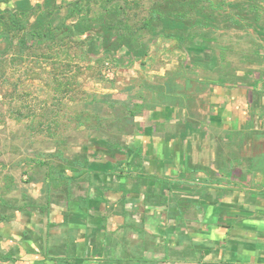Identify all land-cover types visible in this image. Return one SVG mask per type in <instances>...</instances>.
Segmentation results:
<instances>
[{
  "label": "crops",
  "instance_id": "1",
  "mask_svg": "<svg viewBox=\"0 0 264 264\" xmlns=\"http://www.w3.org/2000/svg\"><path fill=\"white\" fill-rule=\"evenodd\" d=\"M256 40L259 61L223 80L133 99L141 110L126 143L82 151L85 178L69 197L54 192L46 204L42 179L32 189L1 179L0 264H264V40Z\"/></svg>",
  "mask_w": 264,
  "mask_h": 264
},
{
  "label": "rangeland",
  "instance_id": "2",
  "mask_svg": "<svg viewBox=\"0 0 264 264\" xmlns=\"http://www.w3.org/2000/svg\"><path fill=\"white\" fill-rule=\"evenodd\" d=\"M17 1H0V10L14 7ZM124 1L129 3L131 21L138 22L148 15L154 0ZM261 5L264 10V2ZM64 13V9L60 11L61 15ZM244 24L247 26L244 29L219 27L210 33V37H206L207 41L217 47L218 44L230 46L231 50L235 51L236 55L230 51L227 56L232 69H243L245 61L248 60L244 58L245 56H240L239 48L251 47L250 39L253 37L262 40L261 34L258 35L259 27L254 29L256 24H247V21H244ZM186 25L182 28L175 23L167 22L163 31L147 35L148 49L144 55L141 48L135 47L131 50L124 46L117 48L108 40L104 47H99L101 51L99 55L80 58L79 63L82 67L77 74L76 83L86 91L112 93L114 98L129 102L128 106H120L123 114L127 115L129 110L134 114L141 110L139 108L141 103L134 102L133 99L151 101L153 98L150 92L153 93L155 90L148 82V76H151L156 85L168 77L177 85L176 90L184 93L186 78L199 80L203 75L218 74L216 69L203 71L192 64L188 65L191 69L184 68L185 59L200 56L201 47L205 45L202 43H198V46L184 45L183 47H186L184 49L175 38L165 32L181 30L184 33ZM100 31L103 30L99 27L94 30L93 35L97 39H100ZM241 49L246 53L243 48ZM208 50L215 54L219 52L218 48ZM74 55L72 42L68 40L63 46L57 43L51 49L31 48L21 54L15 41L8 43L0 37V180L10 183L14 179L17 181L16 184L30 189L35 187L30 176L35 175L42 179L43 173L34 161L46 159L50 163L57 162L56 156H51V153L59 146L58 137L66 138V145L61 147L68 157H72L76 152L89 149L99 154L108 153L110 150L105 141L107 137L112 138V143L124 145L127 135L132 133L136 125L134 117L132 123L124 126L123 132L119 135L116 129H112L102 133L103 137L107 136L106 138L99 139L95 137L98 132L93 131V135L87 140L88 143L85 142L90 130L72 128V98L77 90L75 86L73 90L72 86L62 88L56 78L58 75L61 77L60 68L67 77H71L74 72V69L72 70ZM105 62H108L107 68ZM192 83V87L187 90L201 87L198 81ZM59 167L67 174H77L69 165L59 164Z\"/></svg>",
  "mask_w": 264,
  "mask_h": 264
},
{
  "label": "trees",
  "instance_id": "3",
  "mask_svg": "<svg viewBox=\"0 0 264 264\" xmlns=\"http://www.w3.org/2000/svg\"><path fill=\"white\" fill-rule=\"evenodd\" d=\"M262 2L264 1L154 0L148 10V15L134 22L131 21L128 12L129 3L124 0H62L60 2L57 0H18L14 7L0 10V37L8 43L15 41L21 54L31 48L51 49L54 44L58 43L63 46L67 40L72 42V48L75 50L72 61L74 72L71 77H67V74H64L60 68L61 77L58 75L56 81L62 88L72 86L73 90L75 86L77 93L72 98V128L90 130L91 133L89 132L85 142L88 143L87 140L93 135V131L98 132L95 137L99 139L106 138L107 136L103 137L102 133L112 129H116L119 135L123 132L124 126L132 123V117L135 114L129 108V115L123 114L120 106H128L129 102L114 98L112 93L86 91L79 83H76L78 82L77 74L82 67L79 63L80 58L99 55L101 53L99 47H104L108 40H111L117 48L123 46L128 47L129 50L135 47L141 48L143 49L141 53L144 55L148 49L147 35L163 31L167 22L175 23L182 28L187 24V27L183 29L184 33L181 30L165 32L175 38L180 43L179 46L184 49H186L184 45L198 46V43L205 45L201 47L200 56L185 59L184 68H190L189 64L196 65L203 71L213 68L217 70V75L201 77L223 80L236 71L230 67L231 63L227 57L230 51L232 52L231 47L219 44L217 47L214 43L207 41L206 37H210V33L219 27H242L244 29L247 27L244 21H247V24H256L254 29L257 27L264 29ZM63 9L65 13L61 15L60 11ZM98 27L103 30L99 32L100 39L93 35L95 28ZM250 42H252V50L248 53L241 50L239 54L245 56L244 58L249 62H258L262 43L254 37L250 39ZM216 48L219 51L216 54L208 50ZM193 81L199 80L191 77L185 79V91L198 89L187 90L192 87ZM206 84H211V82H206ZM150 85L162 95L180 94L176 90L177 85L168 77L157 85L155 83ZM105 141L109 146L119 144L118 142L112 143L111 137H107ZM57 142L59 146L51 153V156H56L57 162L50 163L46 159L34 161L43 173L42 191L45 192L46 204L53 201L54 192L61 198L69 197L74 188L79 186L85 178L84 174H67L59 167V164L69 165L73 171L79 172L86 168L89 162L87 153L76 152L72 157L64 153L61 146L66 145V138L58 137ZM30 180L36 181L37 177L31 175ZM27 201L30 207L36 206L34 199L28 198Z\"/></svg>",
  "mask_w": 264,
  "mask_h": 264
},
{
  "label": "built area",
  "instance_id": "4",
  "mask_svg": "<svg viewBox=\"0 0 264 264\" xmlns=\"http://www.w3.org/2000/svg\"><path fill=\"white\" fill-rule=\"evenodd\" d=\"M107 66H108V62H105V68H107Z\"/></svg>",
  "mask_w": 264,
  "mask_h": 264
}]
</instances>
